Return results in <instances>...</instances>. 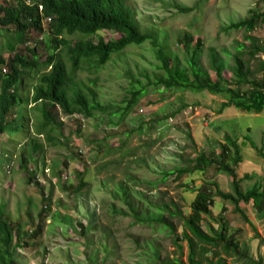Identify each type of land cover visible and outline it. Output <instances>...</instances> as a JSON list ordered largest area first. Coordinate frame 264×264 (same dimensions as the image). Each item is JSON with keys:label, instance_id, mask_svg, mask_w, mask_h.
<instances>
[{"label": "rangeland", "instance_id": "374dc122", "mask_svg": "<svg viewBox=\"0 0 264 264\" xmlns=\"http://www.w3.org/2000/svg\"><path fill=\"white\" fill-rule=\"evenodd\" d=\"M125 1L142 29L168 37L174 52L179 50L178 40L185 33L194 35L196 40H204L206 48H228L233 51L235 40L246 42L244 32L225 35L220 34L221 29L254 12H264V0ZM186 9L193 11L188 12ZM47 26L48 23H45L46 28ZM98 35L99 38L96 36L91 39L97 42L99 39L109 41L119 37V34L111 31L100 32ZM252 35L264 44V23ZM47 36L44 35L45 43L49 42ZM78 38L81 37L69 40L74 44ZM246 44L249 45L247 42ZM47 47L50 46L41 44L38 48L40 59L45 60L49 51ZM178 53L184 61L181 52ZM62 59L70 73L72 65L68 50H63ZM257 63L254 62L255 66ZM157 67L158 61L152 45L147 42L140 47H130L123 57L116 58L104 67L98 68L94 62L83 65L74 80L85 94H89V89H92L102 106L116 111L125 106L133 78L141 79L142 73L152 76ZM211 74L215 79L214 73ZM225 77L234 79L230 71L225 72ZM225 101V97L208 92L161 94L152 91L128 116L127 126L135 129L141 122H149L150 118L167 121L148 124L149 129L143 135L135 133L129 139L127 133L131 129L124 130V122L118 127L117 116L111 118L109 114L97 113L95 118L89 119L80 115L68 116L58 108L55 112L58 128L51 134L52 141L49 142L47 136L38 138V152L25 153L28 161L26 170L19 164L20 145L12 165L6 168L7 178L3 184L0 183V202L7 204V212L13 225L22 224L25 228L23 233L27 230L26 225L31 222L34 230L37 226L41 227L40 232H31L25 238L23 248L17 249L18 264H89L86 257L95 254L100 257L98 264H102L104 256L111 252L117 255L115 264H145L142 251L145 241L151 239L157 240L163 257H175L171 238H166L150 227L133 225L132 217L111 216L115 204L118 208H124L113 193L119 189V183L126 179V175H129L127 182L135 192L140 191L150 198L156 196L163 200L164 197L166 202L173 199L185 214H189L197 190L206 183L215 182L223 192L230 193L232 177L219 172L218 165L212 166L205 173L185 175L180 179L171 175L166 182H162L164 173L185 166V162L194 159L201 151L216 150L220 154L226 134L239 141L242 150L244 161L236 168L238 177H252L242 183L243 191L246 192L256 182L263 180L264 160L252 145L264 150V112L246 113L231 107L219 115L218 110ZM182 104L188 107L181 112ZM124 140V151L128 150L130 153L122 162L121 154L105 158L108 147ZM155 140L157 142L149 147V152L145 155L147 144ZM4 141H8L6 136ZM233 159L232 156L228 161L230 166H233ZM115 161L120 165L115 164ZM106 163L109 164L108 167L101 170V165ZM84 170L90 184L77 193V174ZM34 175L37 176V183L29 181ZM140 181L157 187L141 184L143 182ZM140 196L135 194L137 199ZM45 198H49L51 203L48 210ZM224 207L227 208L225 217L230 224L231 233L236 235L241 245L250 248L255 259L264 261V217L257 214L252 204L241 203V208L250 221L248 223L235 212L234 205L217 197L212 209L214 219L219 218ZM175 223L181 232L179 220ZM80 224L96 230L84 238L80 234ZM213 224L218 228L215 222ZM183 245V261L187 264L186 242ZM227 264L243 263L228 258Z\"/></svg>", "mask_w": 264, "mask_h": 264}, {"label": "trees", "instance_id": "16d2710c", "mask_svg": "<svg viewBox=\"0 0 264 264\" xmlns=\"http://www.w3.org/2000/svg\"><path fill=\"white\" fill-rule=\"evenodd\" d=\"M3 0L0 3V183L7 178L6 168L12 165L16 150L20 147L19 164L24 170L28 167L25 157L27 151L31 154L38 152L37 140L47 136L52 141L51 134L58 128L55 112L58 108L68 116L80 115L93 119L97 113L109 114L111 118L118 117L117 126L124 122L140 101L152 91L160 92H189L194 94L210 93L223 96V102L218 114L234 107L246 113L262 114L264 112V44L252 33L264 23V12H254L251 16L233 22L220 31V34L230 32H244V41L235 40L233 51L228 48H206L202 39H195L194 35L185 33L178 40V51L174 52L168 37L145 32L136 19V15L125 0ZM43 6V10L40 9ZM191 12L193 9H186ZM51 19V21L49 20ZM45 23H48L47 28ZM111 31L119 37L109 41L99 38L100 32ZM42 35H48V43L41 40ZM78 38L74 44L69 40ZM151 43L153 53L158 61L157 70L151 76L142 73L141 79H134L129 98L125 106L118 110L106 108L98 101L95 92L89 89L85 94L78 88L74 77L90 62L98 68L104 67L116 58L123 57L133 46L140 47ZM46 44L49 51L45 60L38 57V48ZM24 48L23 51L19 49ZM68 50L71 60V72L62 59L63 50ZM181 52L184 61L180 59ZM207 53V54H206ZM259 57V59H257ZM207 59V62L205 60ZM231 59L233 64L229 61ZM258 62L255 66L254 62ZM230 71L234 79H227L225 72ZM215 75V79L212 76ZM188 105L182 104L181 112ZM180 110V109H179ZM178 110V111H179ZM176 117V115H174ZM149 122H141L137 128L127 133V139L133 134L143 135L148 124H161L167 120L150 118ZM82 129V127H79ZM79 129V130H80ZM8 141H4V137ZM247 138V137H246ZM189 139L193 141L192 137ZM248 139V138H247ZM223 150L217 154L216 150L201 151L194 159L185 162V166L175 168L164 173L163 183L171 175L180 179L185 175L205 173L212 166L218 165L219 172L232 177L230 193H225L215 182L206 183L196 192V197L190 205L189 214L180 210L173 200L164 201L153 196L135 192L129 185V175L119 183V189L113 196L120 201L124 208L115 204L112 217H132L133 225L140 224L162 233L171 238L175 247V257H163L161 246L156 239L145 241L142 256L145 264H185L184 242L187 244V264H227L231 258L243 264H264L262 259H255L247 245H241L230 224L225 217L227 208L224 207L218 219H214L212 209L216 198H222L225 203L235 206L245 221L250 223L247 214L241 208V203L252 204L257 214L264 217V179L259 180L246 192L242 183L252 177L246 175L239 178L236 168L244 159L239 141L229 134L224 136ZM247 141V140H246ZM157 141L147 144L145 155L149 147ZM122 143L108 147L105 158L114 154H121L123 158L130 151H124ZM123 145V146H122ZM252 147L264 160V150L254 144ZM136 153L137 150L133 149ZM233 159V166L228 161ZM120 165L117 161L114 162ZM108 163L101 165L103 170ZM86 170L78 172L80 193L89 186L86 180ZM31 183H37V176L30 177ZM134 179V178H133ZM135 180V179H134ZM128 181V182H127ZM141 184H149L145 181ZM38 185V184H37ZM154 188L157 185L149 184ZM141 195L136 198L135 194ZM165 195V193H162ZM46 210L51 207L49 198ZM140 201V203H136ZM126 208V209H125ZM46 212V211H45ZM176 220V221H175ZM179 220L181 232L175 222ZM218 225V228L213 223ZM32 223V222H31ZM26 225L25 233L22 224L14 226L7 212V204L0 202V264H18L17 249L26 244L25 238L31 232H40L41 227ZM80 234L84 238L93 230L82 224ZM110 238V237H109ZM107 247L106 245H104ZM117 255L114 252L104 256L102 264H115ZM98 254L87 256L89 264H98Z\"/></svg>", "mask_w": 264, "mask_h": 264}, {"label": "built area", "instance_id": "2783aa9c", "mask_svg": "<svg viewBox=\"0 0 264 264\" xmlns=\"http://www.w3.org/2000/svg\"><path fill=\"white\" fill-rule=\"evenodd\" d=\"M30 3H31V1L28 0V4H30ZM40 9L43 10V6H40Z\"/></svg>", "mask_w": 264, "mask_h": 264}, {"label": "clouds", "instance_id": "9594fccd", "mask_svg": "<svg viewBox=\"0 0 264 264\" xmlns=\"http://www.w3.org/2000/svg\"><path fill=\"white\" fill-rule=\"evenodd\" d=\"M49 20L51 21V19H49ZM41 40H42V41L44 40V35H42Z\"/></svg>", "mask_w": 264, "mask_h": 264}]
</instances>
